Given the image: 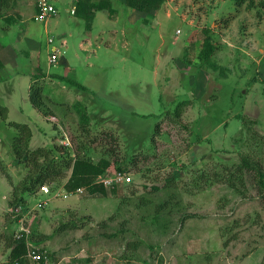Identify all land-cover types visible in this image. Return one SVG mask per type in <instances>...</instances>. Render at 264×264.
Listing matches in <instances>:
<instances>
[{"label":"rangeland","instance_id":"rangeland-1","mask_svg":"<svg viewBox=\"0 0 264 264\" xmlns=\"http://www.w3.org/2000/svg\"><path fill=\"white\" fill-rule=\"evenodd\" d=\"M24 1L28 20L34 0ZM52 2L58 13L47 28L17 20L0 34L20 63L0 62V106L8 108L6 119L0 111V264H12L10 245L24 227L30 243L47 250V264H264V0H164L149 12L109 0L90 33L86 18L71 13L77 0ZM9 4L4 14L18 3ZM206 30L214 51L201 63ZM87 36L100 44L97 57L81 51ZM53 46L68 63L48 73L90 87L74 101L90 116L91 136L119 137L132 181L95 192L82 185L83 193L66 198L68 171L56 187L46 184L49 192L42 185L12 205L30 166L16 162L10 122L31 126L32 150L73 144L95 164L110 160L97 182L117 171L107 141L90 142L80 129L82 113L50 101L79 88L34 68L46 67ZM33 83L48 94L47 116L28 98ZM53 155L59 160L61 151ZM246 158L254 167H239Z\"/></svg>","mask_w":264,"mask_h":264},{"label":"trees","instance_id":"trees-1","mask_svg":"<svg viewBox=\"0 0 264 264\" xmlns=\"http://www.w3.org/2000/svg\"><path fill=\"white\" fill-rule=\"evenodd\" d=\"M1 1L0 0V17L1 14ZM164 0H125L128 6L139 11L149 12L159 8L161 3ZM109 5V0H101L98 4H91L90 0H77L76 10L79 12L87 21L91 23L94 17V10L96 9H105ZM89 25L88 27H90ZM207 37L205 39L203 55L201 53V63H207L211 60V55L214 51V45L211 41L210 32L206 30ZM38 79V77H36ZM63 80L69 81L71 84L77 85L81 89H86V87L75 80H72L68 77H64ZM30 100L37 109H39L43 115H49L52 113L47 107V94H45L44 87L39 83H33L30 87ZM50 101L56 106H62L70 109L79 110L82 113L81 115V125L80 129L83 130L85 134L88 135L90 142L96 143L102 138L107 141L106 152L112 157L111 160L116 164L117 170L126 172V170L131 169V162L125 164L121 162L120 156V147H119V137L114 134L113 131L102 132V134H97L91 136V119L85 107L80 103L67 104L63 102H58L55 100ZM181 102L179 105H181ZM83 109L85 111H83ZM1 117L7 118V107L0 106ZM179 109H176V112ZM14 128H16L17 133L14 134L12 139V146L15 152V159L18 163H27L30 166L29 172L20 182L16 185L13 192L12 205H22L28 202L29 196H34L40 186L45 184H50L53 187L57 185L53 181L57 178L66 177L69 171V176L63 184V187L67 191H75L79 187L85 185L91 187V190L94 192L96 189L109 190L105 187L103 182H97V179L105 173L109 168L111 163L110 160L102 158L98 163H93L88 154H85L82 150H79V147L75 148L73 144H62L61 146H52V147H38L34 150L30 148V140L32 137V128L28 123L20 122H10ZM69 143V142H68ZM55 147V148H54ZM54 148V149H53ZM50 149L54 151H61L59 160L53 155ZM53 157H50V156ZM121 160V161H120ZM134 162V160H133ZM111 166V165H110ZM239 167H254L251 162L246 158L242 160ZM257 169V168H256ZM259 170V187L261 193L264 195V170L258 168ZM50 181V182H49ZM48 182V183H47ZM86 187V188H87ZM188 216H194L189 214ZM187 217L184 216L182 220ZM117 233V232H116ZM116 233L110 234V236L116 235ZM46 238L47 236H43ZM11 263L12 264H27L26 252H27V243L24 237L16 238L11 243ZM29 261V260H28ZM44 264V263H42Z\"/></svg>","mask_w":264,"mask_h":264},{"label":"crops","instance_id":"crops-1","mask_svg":"<svg viewBox=\"0 0 264 264\" xmlns=\"http://www.w3.org/2000/svg\"><path fill=\"white\" fill-rule=\"evenodd\" d=\"M7 1L8 0H2L1 1V14H2V16L0 17V34L1 33H4V32H6L8 29H10L11 28V26H12V24H14V23H16L17 22V20H19L20 21V24H22L23 22H26V24H28L27 22H29V19L30 20H34V21H38V20H36L35 19V16H36V14H37V12H38V6H37V0H34V7H35V12L33 13V15L32 16H30V18H28V20L25 18V13H24V11H23V5H24V3H25V1L24 0H17V5L14 7V9H13V11H9V14H4L3 12H2V10L5 8H11V5L9 4V5H6V3H7ZM101 0H99V1H96V0H90V3L91 4H98L99 2H100ZM54 3V2H53ZM55 4V3H54ZM127 4V3H126ZM56 5V4H55ZM130 7V6H129ZM131 8V7H130ZM73 10H76V5H74L73 7H72V9H71V13H73V14H77L78 12H72ZM98 10H102V9H96V10H94V17H93V20L91 21V23L89 22V21H87V25H86V31L87 32H91V30H92V26H93V24H94V21H95V19H96V16H97V12H98ZM130 10H134V11H138V10H136V9H134V8H131ZM139 12H143V11H139ZM12 13H14L13 14V17L15 18V17H17V19L16 20H14L13 19V17L11 16V14ZM54 17V16H53ZM52 18V17H51ZM84 18V17H83ZM24 19V20H23ZM50 19V18H49ZM48 21V20H47ZM47 21H45L43 24H44V26L47 28ZM38 22H40V21H38ZM89 25H91L90 27H88ZM27 30H28V27H25L24 29H21L20 30V35H19V37H17V42L19 41V40H21L20 38H23V37H21L23 34L25 35V32H27ZM96 39H97V37H96ZM97 42V43H96ZM96 44V46H95V44ZM63 44H66V40H63ZM11 47L14 49V47L12 46V45H10V43L9 42H5V41H2V36L0 35V62H1V64H2V67L1 68H4V67H7V64H10L11 63V60H16V62L14 61V62H12V64H14L16 67H19V65H20V63H19V65H18V62H17V59L18 58H16V55H14L15 54V52L13 53V50L11 49ZM80 48H81V51H83L84 53H85V55H86V57L88 58V59H90V58H93V57H97L98 55H99V50H100V44L98 43V41H94V39H93V41L91 40V37H89V36H87V38H83L82 40H81V42H80ZM52 49V53L53 52H56L57 54H58V63L57 64H51V62H50V57H51V54L52 53H50L49 51ZM48 52H47V62H46V67L41 63L40 65H38V66H35L34 68L37 70V71H40V75H42V74H46L47 76H44L43 75V77H48V76H51L53 79H54V81H56L55 83H57V82H62V80H63V78L65 77H70V76H68L66 73H64V74H59V73H56L55 75L51 72L50 74L48 73V69L50 68V67H52V66H57V65H59V64H67L68 63V60L66 59V58H64L63 56L61 57L60 56V52H59V50H58V48L56 47V46H53V48H51ZM78 55V54H77ZM9 56H10V58H9ZM72 68V70H73V67H71ZM30 70H32V69H30ZM10 79V78H9ZM5 81H7V80H5ZM4 81H2V83H3ZM54 83V84H55ZM30 87H31V85H29L28 86V98L30 97ZM68 86L67 85H65L64 86V89L65 88H67ZM90 87H86V89H84V92H82V90L83 89H81V88H77V90L75 91V90H72V92H73V94L74 95H70V94H68V97H67V100L66 101H64L63 103H67V104H74V103H77V101H74L75 99H74V97H75V95H77L78 97H80V94L81 93H84V94H88L87 92H89V91H91L92 92V90L91 89H89ZM89 89V90H88ZM65 90H67V92H68V89H65ZM69 92H71V90H69ZM48 95V94H47ZM49 96H51V94H49ZM52 97V96H51ZM71 97V98H70ZM76 98V97H75ZM51 100H54L53 98H50ZM74 101V102H73ZM35 107V106H34ZM8 109V108H7ZM35 109L40 113V114H42L43 115V113L39 110V109H37L36 107H35ZM43 118L44 119H46V120H48L46 117H44L43 116Z\"/></svg>","mask_w":264,"mask_h":264},{"label":"built area","instance_id":"built-area-1","mask_svg":"<svg viewBox=\"0 0 264 264\" xmlns=\"http://www.w3.org/2000/svg\"><path fill=\"white\" fill-rule=\"evenodd\" d=\"M37 6H38V12L36 14V20L40 22H45L49 18L55 16L58 13L57 6L52 2V0H37ZM73 10L72 12H74ZM51 64H57L58 63V54L56 52H53L50 57ZM122 181L124 183L132 181V175L128 172H124L121 170H117L114 173V176L111 178H106L102 182L105 187L111 188L118 185V183ZM45 192H49L48 185H43L41 188ZM85 191V187H79L75 191H67L63 193L64 197H69L71 195H74L75 193L81 194ZM27 232H30V230L23 228ZM26 231H23L21 234L18 235V238L24 237L26 239L27 243V252H26V258L29 259L32 263L35 264H42L48 262V254L47 250L43 249L39 245L31 244L28 237L29 233Z\"/></svg>","mask_w":264,"mask_h":264}]
</instances>
